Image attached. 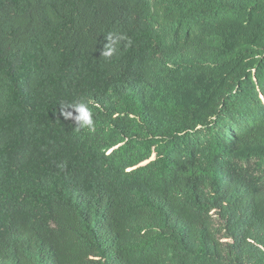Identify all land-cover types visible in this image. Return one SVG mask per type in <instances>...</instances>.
I'll use <instances>...</instances> for the list:
<instances>
[{"label":"trees","instance_id":"16d2710c","mask_svg":"<svg viewBox=\"0 0 264 264\" xmlns=\"http://www.w3.org/2000/svg\"><path fill=\"white\" fill-rule=\"evenodd\" d=\"M0 264H264V0H0Z\"/></svg>","mask_w":264,"mask_h":264},{"label":"clouds","instance_id":"9594fccd","mask_svg":"<svg viewBox=\"0 0 264 264\" xmlns=\"http://www.w3.org/2000/svg\"><path fill=\"white\" fill-rule=\"evenodd\" d=\"M113 49L109 47L108 51L102 53L104 56H111ZM70 109V110H69ZM60 115L67 121L75 123L77 130L87 129L89 132H95L93 113L87 103L78 101L70 104L67 108H62Z\"/></svg>","mask_w":264,"mask_h":264}]
</instances>
